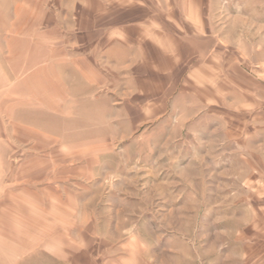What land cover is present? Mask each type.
Returning <instances> with one entry per match:
<instances>
[{
	"label": "rangeland",
	"instance_id": "374dc122",
	"mask_svg": "<svg viewBox=\"0 0 264 264\" xmlns=\"http://www.w3.org/2000/svg\"><path fill=\"white\" fill-rule=\"evenodd\" d=\"M196 1L216 52L241 62L228 80L264 101V0ZM27 59L0 56V227L30 239L77 223L131 264H264V169L252 158L264 137L247 126L238 136L234 115H205L203 91L218 101L225 90L219 71L181 115L60 120L43 115L42 72L10 71Z\"/></svg>",
	"mask_w": 264,
	"mask_h": 264
},
{
	"label": "crops",
	"instance_id": "0c3cea01",
	"mask_svg": "<svg viewBox=\"0 0 264 264\" xmlns=\"http://www.w3.org/2000/svg\"><path fill=\"white\" fill-rule=\"evenodd\" d=\"M216 44L196 0H0V56L27 57L33 66L22 68L25 63L18 62L10 69L26 72V78L43 73V115L50 119L148 118L169 115V110L181 115L184 104L195 100L196 87H215L211 72L219 71L225 90L218 101L203 91L205 115L227 120L234 115L237 127L264 137V101L245 94L237 79L228 80V72L242 70L241 62L235 59L229 66V53L216 52ZM4 72L0 62V87ZM247 128L237 135L245 136ZM260 141L252 158L264 169ZM73 226H59V235H53L49 223L29 239L15 234L19 227L1 225L0 264H131V257L115 254L110 241L93 238L83 225Z\"/></svg>",
	"mask_w": 264,
	"mask_h": 264
}]
</instances>
